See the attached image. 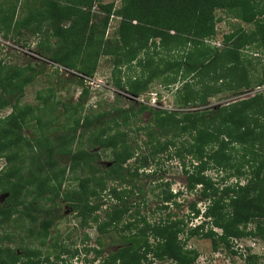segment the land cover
I'll list each match as a JSON object with an SVG mask.
<instances>
[{"label":"trees","instance_id":"trees-1","mask_svg":"<svg viewBox=\"0 0 264 264\" xmlns=\"http://www.w3.org/2000/svg\"><path fill=\"white\" fill-rule=\"evenodd\" d=\"M87 1L89 8L83 10L80 5ZM93 2L69 0V5L63 8V0H48L44 9L21 22V29H31L30 23H36V28L39 22L46 23V42L42 43L45 49L40 52L90 76L94 75L102 53L114 54V62L122 66L131 65L150 39L159 38L165 48L191 45L185 57L163 68H153L146 61L147 76L131 77L126 82L122 77L115 80L118 88L136 98L150 92V84L157 77L182 68L185 77L203 71L212 75L213 79L205 86H187L190 80L185 84L189 92L186 103H206L208 95L221 91V87L216 88L210 82L221 79L222 73L230 72L225 76L230 75L233 80L242 70L243 76H248L249 69L241 65L239 51L257 42L264 53V0H121L116 9L110 3L106 6L108 16L119 17L116 33L121 38L115 44L105 40L104 30L99 31L100 42L95 41L97 32L91 31L94 26L90 25ZM227 11L236 12L239 18L231 23L235 30L227 40L240 36L242 42L220 50L204 41H194V37L206 40L214 33L215 16ZM1 21L11 23L12 17L6 15ZM67 21H71L69 26L65 24ZM243 22L254 23L255 29L248 32L241 26ZM52 35L57 45L50 42ZM261 68L264 81V66ZM36 75V69L27 72L15 66L0 79V110L9 105L13 108L10 114L0 118V157L8 162L0 171V192L8 193L4 202H0V264L43 262L39 249L26 246L22 254L18 253L9 243L14 235L25 231L26 238L45 245L54 218L62 212L61 200L73 204L86 220L92 218L97 222L98 215L92 214L102 208L103 192L116 201L106 211L109 220L117 226L119 222L124 224L134 242L111 253L109 262L113 264H153L154 259L148 258L150 254L162 262L171 259L175 264H193L197 255L195 249L186 248L188 239L192 236L211 239L217 235L215 226L223 229L225 236H221L225 239L252 234L264 241V97L261 93L208 110L174 111L149 106L136 98L125 105L121 94L111 102L97 100L96 108L91 105L87 109L88 86H83L78 101L54 102L49 94L41 96L37 106L20 103L27 83ZM147 112L150 119L145 121ZM63 117L67 118V126L55 129ZM30 123H35L39 131L24 135L23 125ZM144 145L147 150L141 153ZM98 146L112 149L111 165L100 164V152L95 150ZM237 148L242 151L239 160L233 159L229 152H239ZM161 152L171 158L184 160L191 155L197 160L192 164L194 171L185 169L186 187L193 191L201 184V195L209 201L204 215L210 216L213 223L205 220L186 230V219L177 217L171 210L173 206H182L177 201L180 191H174L171 186L163 188L162 202L155 208V212L170 209L166 215L149 220L142 213L141 209L149 203L145 185L137 183L139 169L149 161H157L156 156ZM132 158L133 163L128 164ZM211 162L213 167L220 166L229 176L235 174L246 182L216 184L206 173ZM182 163L187 166L186 162ZM67 180L80 183L78 187L63 189ZM135 192L140 195L141 206L134 210L131 197ZM197 205V201L190 204L194 217L200 214ZM249 223L254 227L248 231L241 229L242 224ZM184 232L185 239L179 238Z\"/></svg>","mask_w":264,"mask_h":264},{"label":"rangeland","instance_id":"rangeland-1","mask_svg":"<svg viewBox=\"0 0 264 264\" xmlns=\"http://www.w3.org/2000/svg\"><path fill=\"white\" fill-rule=\"evenodd\" d=\"M63 1V8H65L69 5L67 3L69 0ZM93 1L90 12V25L94 26V28H91V31L97 32V35L94 37L95 41L100 42L102 37L99 31L104 30L105 40L110 39L115 44L116 40H120L121 38L116 33L119 26V17L113 14L108 16V8L106 6L113 3L115 9L119 8L121 0ZM87 3L89 2L87 1L80 5L83 10H88L89 6H87ZM47 5L48 0H0V79L7 74L10 68L15 66L26 69L27 72L30 71V68L37 70V75L25 87L20 102L22 104L28 103L37 106L41 103L42 99L40 97L49 94H51L54 102L78 101L82 94L83 86H88L89 94L85 99L87 109L91 105L96 108V102L100 99L111 102L118 94L124 96L123 104L128 105L136 97L118 88L115 80L122 77L123 82H126L131 77L147 76L148 67L144 65L146 61H149L153 68H163L166 65H170L174 60L185 57L187 50L191 46L190 44L189 47L171 45L165 48L159 42V38L156 41L150 39L147 46L139 51L131 65H117L114 62V54L105 55L102 53L94 75H86L79 69L66 67L53 61L43 52H40L41 49H45L42 48V43L46 42V23L40 24L39 22L38 28L35 27L37 26L36 23H30L28 26L31 29H26L27 31L21 29V22L32 18L37 10L44 9ZM6 15L9 18L12 17L11 23L5 24L1 21ZM238 19L236 12H228L227 14L226 12L218 13L215 16L214 33H211L206 40L194 37V41H204L209 47L219 48L220 50H224L232 44L242 42V39H239L240 36H233L229 38L230 40H227V36L235 30L231 23L236 22ZM70 23L71 21L65 22L66 26H69ZM8 25L11 27L7 28ZM241 26L248 32L253 28L255 29L254 23L243 22ZM171 32H174V30ZM49 38L53 46L57 45L56 38L53 35ZM239 52L241 53V65L249 69L248 76H243L242 70L240 72V75H242H238L237 79L233 80L230 75L225 76V73L230 72L226 71L222 73L221 79L210 82L216 88L221 87V91L208 95L206 103H186V97L189 92L187 93L185 90V84L190 80L187 86H191L192 88L193 86H205L208 80L213 79L212 75H207L208 71H203L200 75L191 73L185 77V69L182 68L178 72L171 71L154 79L150 84V92L136 99L140 100L138 102H145L149 106L175 111L218 108L260 93L264 97V81L261 68L264 66L262 48L259 47L257 42H254L246 45ZM141 60L142 64L140 63ZM80 78H82L83 84ZM191 92L192 89H190ZM11 103L13 104V101ZM107 104L104 105L107 107ZM12 110L11 105L1 109L0 118H4L10 114ZM148 114V112L144 114L145 121L150 119V115ZM65 120L67 118L63 117L54 128L61 129L67 126ZM23 126L24 135L30 136L33 131V134L39 131V127L35 123ZM143 147L141 153L147 150L145 145ZM95 150L100 152L101 165L105 167L111 165L113 162L111 148L103 149L98 146ZM229 152L232 153V157L235 160H239L242 154L241 150L239 152L237 150H229ZM156 160L149 161L148 164L139 169L140 176L137 181L138 184L145 185L149 205L142 208L141 211L147 214V219L154 220L159 215H166L169 212L170 209L155 212V208L159 202H162L163 194L161 192L163 188L171 186L174 191H180L177 201L182 204L181 208L171 205L173 206L171 210L177 214V217L186 219L188 223L185 228L186 230L195 228L198 223L205 220L213 223L210 216L204 215L209 201L201 195L203 189L201 184L196 185V189L193 191L187 190L186 187L187 173L185 169L194 171L195 169L192 164H196L197 160L192 158L191 155H187L184 160H180L178 157L171 158L167 157L165 152L157 154ZM133 161L134 158L129 159L128 164H132ZM183 161L186 162V167H184ZM7 163L5 157H0V171L5 168ZM213 166L214 164L211 162L206 173L218 185L235 184L237 181L246 182L243 177L239 178L235 174L229 176L227 170L222 169L220 166ZM225 177L226 179L223 180ZM79 183L78 180H67L63 185V189L78 187ZM111 184L112 182L108 185ZM138 192H135L131 197L134 210L136 206H141V198ZM7 196L8 193L6 191L0 192V202H4ZM100 201L103 205L102 208L95 214H92L94 217L98 215L99 219L97 222L93 221L92 218L89 221L86 220V217L78 214L73 204L61 200L59 202L62 204V212L54 218L55 223L51 228V234L46 239L45 245H41L38 240L33 241L30 238H26L25 231L14 235L13 241L9 243L20 254H22L23 248L26 246L39 249L42 254L41 259H44L39 264H113L109 262L111 253L134 242L130 240L131 231L124 224L122 225L121 222H119L118 226L117 224L115 225V222L110 221L106 214V211L110 209V204L116 201L109 198L106 192H103ZM194 201L198 202L197 207L200 208V214L197 217H194V213L190 211V204ZM210 226L212 225L210 224ZM253 227L252 223L241 225V229L246 231ZM213 228L217 232V235H213L211 239L196 236L188 239L186 248L195 249L197 255L193 264H264V241L255 238L252 234H246L242 237L231 236L225 239L222 228L217 226ZM185 233H180L179 238L185 239ZM222 234L224 235L221 236ZM45 258L48 259L46 260ZM148 258L154 259L153 264H175V261L171 259H166L163 262L155 259L152 254Z\"/></svg>","mask_w":264,"mask_h":264}]
</instances>
